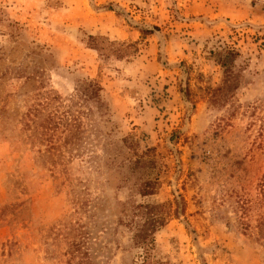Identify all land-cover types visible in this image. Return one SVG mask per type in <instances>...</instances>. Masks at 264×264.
Returning a JSON list of instances; mask_svg holds the SVG:
<instances>
[{
    "label": "rangeland",
    "instance_id": "rangeland-1",
    "mask_svg": "<svg viewBox=\"0 0 264 264\" xmlns=\"http://www.w3.org/2000/svg\"><path fill=\"white\" fill-rule=\"evenodd\" d=\"M0 264H264V0H0Z\"/></svg>",
    "mask_w": 264,
    "mask_h": 264
},
{
    "label": "trees",
    "instance_id": "trees-1",
    "mask_svg": "<svg viewBox=\"0 0 264 264\" xmlns=\"http://www.w3.org/2000/svg\"><path fill=\"white\" fill-rule=\"evenodd\" d=\"M145 32V31H144ZM95 38V37H92ZM237 53L233 50V49H226L225 54L220 58V62L222 63L223 66H227L230 59L232 58V56L236 55ZM87 88L91 89V92L93 94H95V99L97 98V100H101V90H102V86L94 80H90L88 82ZM29 115V114H28ZM30 121L35 122V119H25L26 125H30ZM52 123L53 126H57L58 122L57 121H53L52 119H46L41 125L42 127H45L47 129L50 128V124ZM151 150V148L148 149L147 152H149ZM146 152V153H147ZM142 195H149V194H153L154 193V183L152 180H148L145 182L144 187L142 188L141 191ZM177 201V200H176ZM184 208V207H183ZM140 237H145V236H141ZM146 238V237H145Z\"/></svg>",
    "mask_w": 264,
    "mask_h": 264
}]
</instances>
